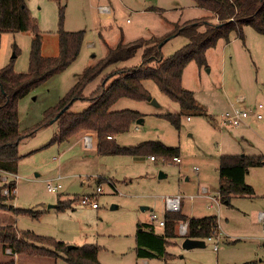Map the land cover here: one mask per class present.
<instances>
[{"label":"rangeland","instance_id":"obj_1","mask_svg":"<svg viewBox=\"0 0 264 264\" xmlns=\"http://www.w3.org/2000/svg\"><path fill=\"white\" fill-rule=\"evenodd\" d=\"M26 4L42 35V54L58 52L59 5L65 4L63 28L82 29L84 37L75 60L18 101L19 129L23 133L18 144L20 158L15 177L12 173L5 174L8 180H15L16 192L15 198L6 201L12 208H0V217H6L18 229H29L69 245L97 244L102 264H237L248 257H253L251 261L256 264H264V159L245 176L254 189L253 195L232 196L229 204L212 200L213 195L218 197L220 154L264 157V117L250 116L249 126L245 127L242 123L239 126L221 123V113L230 108V102L235 101L238 107L264 104L263 35L245 25L244 40L234 31L228 42L220 39L206 50L205 65L198 66L193 60L186 65L182 85L193 91L206 114L184 113L179 129L159 115L180 113L179 103L162 92L152 79L142 81L150 92L149 100L121 97L111 106L113 110L133 109L141 113L139 122L115 136L119 144L160 140L179 146V162L149 156L101 155L95 149L97 139L92 131H79L84 135L91 132L94 138V144L87 148L80 133L65 141H52L56 121L32 132L29 129L38 125L44 110L55 105L83 69L103 57L109 47L120 41L166 33L176 23L199 17L202 9L194 7L192 0H26ZM101 5H109V11L101 10ZM151 6L161 11L150 9ZM32 34L31 29L1 33L0 67L12 60L15 71L27 70ZM187 41L185 35L173 34L163 42L161 53L168 56ZM141 52L142 48H138L133 56L111 65L104 73L139 64ZM102 75L86 85L83 91L86 98L75 100L70 111H81L89 104L87 97L100 84ZM241 95L244 100L239 98ZM160 173L165 175L160 177ZM2 176L0 173V183L4 182ZM58 176L60 179L55 180ZM49 180L61 183V188L49 191L46 187ZM97 185L102 187L101 191H96ZM201 186H209V192L204 193ZM92 193L96 194L93 199L96 208L77 203L78 197ZM177 193L183 194V213L217 216L218 250L213 249V240H205L202 247L183 248L176 228L178 236L166 245V251L173 254L171 258L138 257L137 223L150 222L152 212L163 216V197ZM70 198L73 208L58 211L49 207ZM15 207L32 209L38 215L16 213ZM6 259H15L17 264H70L62 257L13 254L0 244V260Z\"/></svg>","mask_w":264,"mask_h":264},{"label":"trees","instance_id":"obj_2","mask_svg":"<svg viewBox=\"0 0 264 264\" xmlns=\"http://www.w3.org/2000/svg\"><path fill=\"white\" fill-rule=\"evenodd\" d=\"M192 1L194 5L207 9L210 14L176 23L171 30L159 36H141L109 47L103 57L83 69L77 81L55 105L44 110L41 121L29 131L56 121L57 130L52 141H65L79 131L86 130L96 134L95 149L98 154L154 156L155 159L158 157L173 161V157L180 155L179 146L167 145L160 140H142L134 145L119 144L115 136L128 131L141 113L133 109L113 110L111 106L121 97L149 100L150 92L142 81L152 79L162 92L179 103L180 113L159 114L179 129L181 115L184 113L194 111L206 114L193 91L182 85V73L186 65L192 60L198 66L205 65L206 50L214 47L220 39L228 42L234 31L244 40L245 25H250L264 37V0ZM64 6L65 4L58 7V52L55 55H44L41 52L42 35L30 15L26 0H0V37L2 32L8 31L31 29L33 33L27 70L15 71L12 60L0 67V170L6 173H16L20 158L18 144L23 133L19 129V99L39 83L65 69L80 52L84 30L63 28ZM150 9L161 11L154 6ZM214 17L216 20L212 21ZM173 34H183L188 41L170 55L164 56L158 45ZM138 48H142L139 64L104 73L111 65L133 56ZM101 74L100 84L87 97L89 104L81 111H70L69 108L75 100L86 98L83 94L86 85ZM65 106L67 108L59 113ZM263 159L262 155L256 154H220L217 186L219 201L229 204L232 196L253 195L254 189L245 181V176L251 167L262 164ZM14 185L16 183L13 178L0 183V208H12L6 201L13 199V195H5L1 191L4 187ZM72 200L73 198L58 200L54 207L58 211L73 208ZM15 211L38 215L32 209L15 207ZM163 218L164 226L161 231H157V227L150 222L137 223L139 229L135 235V253L138 257L165 260L171 258L173 254L166 251V245L178 236L176 225L180 221L187 222L185 237L205 239L215 234L218 229L215 214L189 216L180 208L177 211L165 210ZM0 244L13 253L62 257L70 264H102L98 259L97 244L85 243L68 248L64 241L29 229H18L13 222L0 224ZM262 260L264 263V254ZM0 264H14V259L0 260ZM237 264L256 262L245 261Z\"/></svg>","mask_w":264,"mask_h":264},{"label":"built area","instance_id":"obj_3","mask_svg":"<svg viewBox=\"0 0 264 264\" xmlns=\"http://www.w3.org/2000/svg\"><path fill=\"white\" fill-rule=\"evenodd\" d=\"M102 10H105V7L101 8ZM264 108V104L261 102H258L254 105H247L245 107H238L237 105H232L229 109L223 111L221 113V123L222 124H231V125H239L241 123H243L248 117L250 116H255L256 118H262L263 117V113L262 110ZM189 118V117H187ZM108 138H111L110 135L107 136ZM93 136L89 135V134H85L83 136V142L84 145L86 147H91L94 143H93ZM150 159H155L154 156H149ZM173 161H180L179 156H175L173 157ZM12 177L15 174H11ZM60 179V176H58L55 180ZM8 179L6 178V176H4V181H7ZM46 187L49 191H53V192H57L60 188H61V183L59 182H54L53 180H49L46 183ZM102 187L100 185L96 186V191H101ZM2 194L5 195H13V198H15V192H16V186H12V187H4L2 189ZM95 193L92 194H84L80 197L77 198V203L79 204H89L91 207L96 208L98 205L97 203L93 200L95 197ZM192 197V196H190ZM212 200L215 202L219 201L218 197H215L214 195L212 196ZM163 201H164V208L165 210H169V211H177L181 208L182 206V202H183V194L181 193H177L175 195H166L163 197ZM260 218H263V213L259 214ZM150 223L154 224L157 228H162L164 226V218L163 216H159L158 214H156L155 212H152L150 215ZM177 231L179 233V235L184 236L187 232V222L186 221H180L177 223L176 225ZM264 230V229H263ZM218 232V233H217ZM219 235L220 234V230H219V225H218V229L216 231L215 234L213 235H209L207 236L205 240H213L215 241L213 248L217 249L218 247V243H217V238L215 235ZM9 252V251H8Z\"/></svg>","mask_w":264,"mask_h":264},{"label":"crops","instance_id":"obj_4","mask_svg":"<svg viewBox=\"0 0 264 264\" xmlns=\"http://www.w3.org/2000/svg\"><path fill=\"white\" fill-rule=\"evenodd\" d=\"M102 7H105L106 9L104 10V11H109V9H110V6L109 5H101V8ZM194 7H199V6H194ZM199 8H201L202 10L200 11V13H201V15L199 16V17H202V16H206V15H208V14H210V12L207 10V9H205V8H202V7H199ZM102 10V9H101ZM192 18H196V17H191L190 19H192ZM187 20V19H186ZM216 20V18L214 17L213 19H212V21H215ZM185 21V20H184ZM183 22V21H182ZM165 33V32H164ZM164 33H162V34H164ZM162 34H160V35H162ZM155 36H159V35H155ZM223 55H224V52H223ZM182 75H183V73H182ZM183 78V77H182ZM183 82V81H182ZM241 97H243V99L242 100H244V97L245 96H243V95H241L239 98H241ZM238 101V100H237ZM241 101V100H240ZM232 105H236L235 104V101L234 102H230L229 103V106L231 107ZM262 113H263V117H264V112H263V110H262ZM188 117V116H187ZM186 117V118H187ZM262 117V118H263ZM262 118H258V119H262ZM248 119H249V117L242 123L243 125H244V127L245 126H249L248 125ZM237 126V125H236ZM239 126V125H238ZM78 133H80V132H78ZM78 133H76L75 135H78ZM81 134V133H80ZM87 134H89V135H92L91 134V132H87ZM83 136H84V134H81L80 135V139L82 140V142H83ZM83 145H84V142H83ZM85 146V145H84ZM86 147V146H85ZM88 148V147H87ZM179 158H180V155H179ZM179 162V161H178ZM0 173L1 174H3V176L2 177H4L5 176V174H7L6 172H4V171H1L0 170ZM187 179V178H186ZM246 179V178H245ZM201 190H203V192L204 193H208L209 192V190H210V187L209 186H201ZM211 190H212V188H211ZM217 191V190H216ZM183 204V203H182ZM49 207H54V206H49ZM186 214V213H185ZM187 215H189V216H199V215H194V213L193 214H187ZM201 216H203V215H201ZM7 223H9L8 222V219H6V217H0V224H2V225H4V224H7ZM15 225V224H14ZM218 225H219V222H218ZM17 227V226H16ZM219 228H220V226H219ZM157 231H161V228H158L157 229ZM263 232H264V230H263ZM263 236H264V234H263ZM182 237V240H183V238H184V236H181ZM264 238V237H263ZM219 241V238L217 239V242ZM7 249V251H9V252H11V250L9 249V248H6ZM214 249V248H213ZM215 251H217L218 250V247H217V249H214ZM13 254H15V253H13ZM249 259H247V260H245V261H251L252 259H253V257H248ZM147 261V260H146ZM149 261V260H148ZM147 261V262H148ZM244 261V262H245ZM227 262H229V261H227ZM14 264H17L16 262H15V259H14Z\"/></svg>","mask_w":264,"mask_h":264},{"label":"water","instance_id":"obj_5","mask_svg":"<svg viewBox=\"0 0 264 264\" xmlns=\"http://www.w3.org/2000/svg\"><path fill=\"white\" fill-rule=\"evenodd\" d=\"M171 37V36H170ZM166 39H164L161 43H159V47H161V45L163 44V42L165 41ZM67 106L63 107L59 113H61L64 109H66ZM57 118V115L56 117ZM141 120V118H137L136 122H139ZM52 122V121H51ZM263 163H264V160H263ZM165 174L164 173H160V177L164 176ZM50 206V205H49ZM51 206H54V205H51ZM182 247L183 248H186V249H189V248H193V247H202V246H205V241L204 239L202 238H191V237H184L183 240H182ZM74 245H69L68 244V248L72 247Z\"/></svg>","mask_w":264,"mask_h":264}]
</instances>
